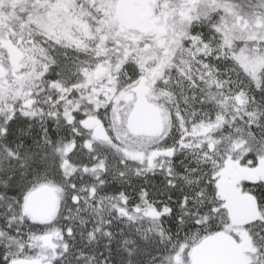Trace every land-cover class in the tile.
I'll return each instance as SVG.
<instances>
[{"label":"snow or ice","instance_id":"6c2138e0","mask_svg":"<svg viewBox=\"0 0 264 264\" xmlns=\"http://www.w3.org/2000/svg\"><path fill=\"white\" fill-rule=\"evenodd\" d=\"M0 264H264V0H0Z\"/></svg>","mask_w":264,"mask_h":264}]
</instances>
